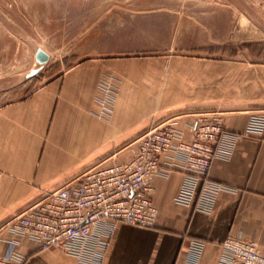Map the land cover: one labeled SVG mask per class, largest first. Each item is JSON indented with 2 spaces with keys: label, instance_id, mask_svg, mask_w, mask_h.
I'll return each mask as SVG.
<instances>
[{
  "label": "crops",
  "instance_id": "0c3cea01",
  "mask_svg": "<svg viewBox=\"0 0 264 264\" xmlns=\"http://www.w3.org/2000/svg\"><path fill=\"white\" fill-rule=\"evenodd\" d=\"M105 74L116 77L118 92L102 115L98 81ZM214 111L232 133L245 131L253 113L264 114V63L89 56L0 104V253L12 237L3 225L43 193L100 162L127 160L134 139L155 123L174 119L188 137L195 117ZM227 143L208 176L229 189L216 195L210 212L174 201L183 172L162 155L160 167L169 170L152 177L155 224L118 223L102 264H184L191 237L203 241L196 264H216L219 241L236 233L264 253V132ZM17 248L31 264H75L61 249L27 239Z\"/></svg>",
  "mask_w": 264,
  "mask_h": 264
},
{
  "label": "built area",
  "instance_id": "2783aa9c",
  "mask_svg": "<svg viewBox=\"0 0 264 264\" xmlns=\"http://www.w3.org/2000/svg\"><path fill=\"white\" fill-rule=\"evenodd\" d=\"M103 82L98 101L101 114L107 115L114 91L108 80ZM263 132L261 113H253L241 133L227 131L215 111L198 114L188 137L174 119L153 124L134 139L127 160L100 162L9 219L3 227L12 237L0 253V264H31L17 248L19 239L34 241L40 249L59 248L75 264H102L118 223L155 224L152 177L169 170L160 167L162 155L183 172L174 201L210 212L216 195L229 189L208 176L213 158L230 146L228 141ZM202 245V240L189 238L184 264L197 263ZM218 245L216 264H264V253L240 233L224 237Z\"/></svg>",
  "mask_w": 264,
  "mask_h": 264
},
{
  "label": "rangeland",
  "instance_id": "374dc122",
  "mask_svg": "<svg viewBox=\"0 0 264 264\" xmlns=\"http://www.w3.org/2000/svg\"><path fill=\"white\" fill-rule=\"evenodd\" d=\"M176 54L264 63V0H0V104L89 56Z\"/></svg>",
  "mask_w": 264,
  "mask_h": 264
},
{
  "label": "water",
  "instance_id": "95a60500",
  "mask_svg": "<svg viewBox=\"0 0 264 264\" xmlns=\"http://www.w3.org/2000/svg\"><path fill=\"white\" fill-rule=\"evenodd\" d=\"M49 58V54L42 49L41 47H37L35 50V60L36 62L41 66L43 63H45ZM40 66L38 67H34L32 68L29 72H28V76L34 75L40 68Z\"/></svg>",
  "mask_w": 264,
  "mask_h": 264
}]
</instances>
